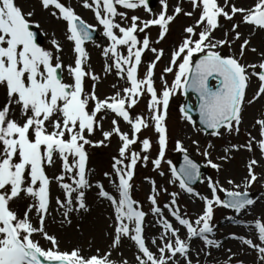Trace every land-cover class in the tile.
Returning a JSON list of instances; mask_svg holds the SVG:
<instances>
[{
	"label": "snow or ice",
	"instance_id": "6c2138e0",
	"mask_svg": "<svg viewBox=\"0 0 264 264\" xmlns=\"http://www.w3.org/2000/svg\"><path fill=\"white\" fill-rule=\"evenodd\" d=\"M39 3L43 10H51V17L66 22V39L73 43L74 57L72 63L65 65L61 58L62 45L56 39L51 40L53 50L38 45L37 33L32 30L30 20L34 10L25 12L17 0H0V88L5 95L4 102L0 103V264H129L122 256L119 260L111 259L112 253L119 250L125 238L133 242L137 249L136 264H193L192 241L199 239L204 246L197 252L196 264H200V252L211 256L206 249L222 246L221 241L209 238L217 228L215 209H231L240 214L258 203L259 198H251L247 189L259 179L255 172L259 161L250 159L247 163L244 191H240V185L230 178L226 183L233 186L231 190L219 180L208 177L210 196H201L191 187L197 180L204 182L200 165L189 158L183 141H175V151L184 154V163L179 170L170 160H165L169 140L166 123L169 102L178 92H194L199 100L200 124L204 129L211 130L212 137L240 133L245 108L264 99V52L259 53L258 62H244L246 51L257 52L255 47H250V37L257 30L264 32V0H255L254 5L248 8L238 7L229 0H224L223 5L218 0H190L192 11H184L177 5L171 15L168 14V0H160L162 8L158 15L149 20L132 16L127 26H122V22L129 18L126 13L117 11V5L124 9L142 6L151 12L149 0H83L82 6L94 12L96 21L102 26L103 36L109 41L102 54L111 60V64H107L104 71L110 72L114 68L116 75L126 78L128 84L104 99L97 96L95 84L90 91L85 90L86 78L94 82L99 80L90 68L85 70L90 57L84 44L92 39L94 26L86 23L73 7L66 6L62 0H39ZM197 10L198 18L183 29L185 35L171 52L169 65L163 69V73H173V80L169 84L162 75L161 88L157 89L154 70L164 50L152 45L165 38L170 23L177 16L183 13L192 17ZM237 15L241 20L231 23L229 28L220 22L221 18L232 22ZM117 16L121 22H116ZM241 24L251 26L249 38L242 39L243 34L238 31ZM150 26L159 27L158 39L153 42L147 35L138 39L137 33H143ZM35 27L38 29L39 24ZM217 30L222 31L220 37L215 35ZM237 41H241L238 50L223 51L225 48L232 49ZM121 48L127 50L126 55ZM146 51L154 53L155 59L147 65L141 78L139 67ZM65 70L71 83L64 82ZM254 78L258 81V88L249 98L247 90ZM210 80H215L216 84L212 85ZM144 95L149 97L148 116L133 115L130 110ZM190 110L180 109L183 119L195 126L188 114ZM109 113L114 114L112 128L104 131L101 121ZM118 119L130 126V134L121 131ZM255 123L259 126L260 139L256 141L249 134L245 144H232L225 148L224 155L217 158L221 163L211 159L212 143H208L202 152L198 141L193 140L192 144L196 146L197 154L205 157L207 166L219 173L224 164L233 159L232 151H253V141L264 157V113ZM149 127L157 134V157L151 160L154 168L160 169L162 162L167 163L172 176L179 182V188L203 201L202 209L193 219L186 212L181 214L178 193H169L171 200L163 206L172 217L169 220L159 206L156 183L151 181L152 194L148 197L152 206L150 211L160 217L163 229L161 243L158 244L156 239L151 241L156 246V252L150 250L144 236L148 214L131 194V181L137 163L143 161L147 164L153 147L150 138L141 140L139 136L142 130ZM97 128H100L103 139L94 143L88 137ZM113 135L120 140L119 158L113 157L112 164L118 183L116 180L112 182L118 195L110 193L99 181L93 185L86 171L88 153L85 145L104 146ZM138 142L140 150L133 151ZM69 157L72 158L71 163ZM57 158L61 162L60 174L49 177L45 166L51 167ZM159 174L163 176L164 172ZM104 175L110 177L111 174ZM66 178L71 183L65 182ZM53 180L62 190L63 198L55 197L57 211L62 210V226L72 224V213L89 211L86 190L92 187L97 189L98 198L109 203L113 209L109 225L112 229L109 233L110 251L101 254L97 249L94 254L86 256L81 254L80 248L60 250L57 237L49 234L45 227L51 214ZM219 193H223L226 199ZM21 199L31 201L22 213L12 207L15 201ZM252 226L256 229L259 243L235 233L228 238L240 240L255 250L259 264H264V218H255ZM182 229L185 230L183 238ZM37 235L48 241L50 247L41 246L34 238ZM225 264H233L232 256ZM235 264H244V261L238 260Z\"/></svg>",
	"mask_w": 264,
	"mask_h": 264
},
{
	"label": "rangeland",
	"instance_id": "374dc122",
	"mask_svg": "<svg viewBox=\"0 0 264 264\" xmlns=\"http://www.w3.org/2000/svg\"><path fill=\"white\" fill-rule=\"evenodd\" d=\"M66 6H71L75 9L76 13L88 24L94 26L98 36L93 41H87L84 44L86 51L89 54L90 59L85 64V70L89 68L94 72L98 77V81H92L89 78L85 79V90L90 91L92 86L95 84V92L100 99L113 96L117 91L128 86L125 79H121L116 75V71L113 68L110 72H105L104 68L107 64H111L110 59H106L102 54V49L108 46L109 41L106 37L103 36L102 26L98 24L95 19L94 12L91 9L84 8L82 6L83 0H62ZM230 3H235L238 7H251L254 5L255 0H229ZM17 3L20 4L25 12L35 11V14L30 18L33 26L38 23L39 28L36 29L40 33L42 40L39 46L53 50L51 44L52 39H56L60 42L63 48L61 53V58L65 65L72 63L74 53L72 51L73 43L66 39V22L55 19L51 17L49 11H45L41 8L39 0H17ZM218 3L223 5L224 0H218ZM179 5L184 9V11H192L190 0H168V14H173V9L175 6ZM160 0H153V5L150 7L151 12L146 11L142 6L137 7L136 9H124L117 5L118 12L126 13V16L129 18L122 22V26H127L130 23V18L132 16L140 17L141 20H149L154 18L155 15H158L161 11ZM198 10L193 13L192 17H187L181 13L176 19L170 23L169 31L166 34L165 38L158 44L154 43L152 46L157 49H163L164 55L160 61L156 62L155 67V84L157 89L161 88V76L171 83L174 76L173 73H163V69L169 65L171 52L176 49V47L181 43L183 38L184 31L183 29L192 25L195 20L198 18ZM116 22H121V18L117 16ZM241 20L240 15L234 17L232 22H228L221 18L220 22L224 25L225 28H229L231 23L239 22ZM243 35V38H249V33L252 31L251 26L241 24L238 29ZM159 27L150 26L145 29L143 33L138 32V39H142L145 35L149 36L151 41H156L158 39ZM217 37L222 35L221 30L215 32ZM251 45L250 47H255L257 52L246 51L244 55V62L256 63L259 61V53L264 52V32L256 31L255 35L250 37ZM241 41H237L233 44L232 49L225 48L223 51L229 53L234 50H238L239 44ZM125 55L127 50L125 48L120 49ZM155 59V54L151 51H146L142 57V64L139 67V76L142 78L146 72L147 65ZM175 71V68H174ZM64 82L71 83L72 80L69 77L67 71L63 72ZM212 85L215 84V80H211ZM258 88V81L254 78L252 80L251 86L247 90V95L249 98L254 94ZM149 97L144 95L138 100L137 105L131 109L133 115L143 114L145 117L148 116L147 103ZM183 95L182 92H178L170 98L169 115L167 114V127H168V143L176 141L177 139L183 141L185 147L188 149V154L192 156L196 161L201 163L206 172L202 175L201 179L204 182H199L195 186H191L195 192L199 193L201 196H210V189L207 187V178L211 177L213 180H219L221 184L231 190L233 186L226 183L227 179H232L236 184L240 185V191H244L245 177L247 176L246 165L250 159H256L259 161L258 166L255 167V172L259 179L255 184L252 185L249 191L251 198L257 199L259 195L264 194V157L261 156L259 152L258 145L253 141V151L249 152L247 150L241 149L239 151H232L231 159L227 164H224L222 170L217 173L216 170L207 166V161L203 155L197 154L196 146L192 144V141H198L200 144L201 152L207 146L208 143H212L214 148L211 150V159L216 163H221L219 156L224 155V149L230 147L232 144L240 145L245 144L248 140L249 134L251 137H254L256 141L260 139L259 137V126L256 125L255 121L261 118V114L264 113V99L257 101L256 103L247 106L243 113V122L240 125L239 134H225L222 137H212L210 134L204 135L199 127L196 125H190L187 121L183 119L181 112H173V105L177 103H182ZM5 100V95L3 88H0V103H3ZM192 105H194L195 100L193 97L190 98ZM114 118V114L109 113L107 118L101 121V126L104 131H108L112 128L111 120ZM119 126L121 131L131 133L130 126L125 123L122 119H118ZM140 139L150 138L153 141V147L149 155V161L145 164L143 161H138L135 168V174L131 181L132 183V197L142 206V210L145 211L148 215L145 217V226H144V236L148 247L153 252H156V246L151 243L152 239H156L157 243H161L160 237L163 232V229L159 223L160 217L151 213V204L148 199L151 195V181H155L157 186V199L159 206L163 209V206L166 203H169L171 197L169 193L176 192L178 193L177 201L180 206L181 214L185 212L188 214L189 218H195L196 214L200 212L203 207V201L199 197H194L182 189L179 188V182L171 174V169L167 163L161 164L160 169H155L151 163L152 159L157 157L158 145L156 144L157 134L154 129L149 127L148 129L142 130L139 134ZM94 143L103 139L102 132L100 128H97L94 134L88 137ZM120 146L119 137L113 135L111 140L105 142L104 146H91L85 145V149L88 153V160L86 164V171L90 182L95 185L97 181L103 183L105 189L112 194H116L115 187L113 185V180H116L112 164L114 163L113 157L119 158L118 148ZM170 147V146H169ZM133 151H139L140 145L139 142L133 146ZM168 150V149H167ZM174 152L166 151L165 160H170L172 165L175 166L177 163L178 154ZM72 162V158L69 157V163ZM46 173L49 177L54 175H59L61 171V162L57 158L54 165L51 167L45 166ZM144 169L143 171H141ZM163 171L164 175L161 176L159 173ZM105 173L111 174L110 177H105ZM65 182L71 183L70 179L65 180ZM118 183V180H116ZM164 189H167L165 192ZM97 189L92 187L91 189L86 190V202L89 206V211L87 213H72V224L61 225L60 221L62 219L60 211H57V206L55 204V197L62 196V190L59 188L58 184L53 180L51 185V206H50V216L46 219L45 227L46 231L49 234L55 235L59 242V247L61 251H71L73 248H80L82 255H91L96 252L97 249L100 250V253L103 254L106 251H110V236L109 233L112 232V229L109 225L112 223L113 209L109 206L107 201H102L96 195ZM223 197V193H219ZM30 200L21 199L17 200L12 204V207L15 208L18 212L22 213L26 204L30 203ZM164 217L172 220V217L168 213L167 209H163ZM226 217H236L237 222L233 223L231 220L226 219ZM255 218H264V196L258 199V203L253 206L248 211L236 214L231 209L216 208L215 209V223L217 228H223L222 234L211 235L212 238L217 239L222 242V246L219 249L210 248L205 251H211L214 253L216 259L223 260L224 263L228 260L229 256H232L233 264L238 260H243L244 264H259L257 259V253L255 250L250 249L247 245L242 244L240 240L229 239L228 236L232 233L242 236L246 239H252L254 243H259L256 229L252 226ZM33 223H36L35 218H33ZM79 226V227H78ZM175 226V222H174ZM183 233L185 230H181ZM35 239L39 240L41 246L44 248L50 247L48 241L42 239L40 236H35ZM203 242L199 239H194L192 241V254L191 258L193 264H196V254L203 248ZM229 249L231 251L229 252ZM235 254V255H233ZM137 255V249L135 248L133 242L125 238L122 242L121 247L118 251L112 253L111 259L119 260L122 256L123 259L129 261V264H136L135 256ZM201 256H206L204 252H200ZM199 262L202 264V261Z\"/></svg>",
	"mask_w": 264,
	"mask_h": 264
},
{
	"label": "bare ground",
	"instance_id": "6f19581e",
	"mask_svg": "<svg viewBox=\"0 0 264 264\" xmlns=\"http://www.w3.org/2000/svg\"><path fill=\"white\" fill-rule=\"evenodd\" d=\"M262 197V195H259V198ZM233 219L231 220V222L235 223L237 222V218L236 217H232ZM215 234H224L223 233V228L219 227L215 229ZM181 237H184V233L181 231ZM209 238H212V236H209ZM193 251V250H192ZM191 251V254H192ZM211 252V251H210ZM197 257V254H196ZM199 257L201 258L200 260L202 261V264H225L223 260L220 259H216L215 255L213 252H211V256H201L199 255Z\"/></svg>",
	"mask_w": 264,
	"mask_h": 264
},
{
	"label": "water",
	"instance_id": "95a60500",
	"mask_svg": "<svg viewBox=\"0 0 264 264\" xmlns=\"http://www.w3.org/2000/svg\"><path fill=\"white\" fill-rule=\"evenodd\" d=\"M34 31V29H32ZM95 36V33L93 32L92 33V38ZM37 42H39V36L37 35ZM192 93L191 91H189L187 94H185V104H184V108H190V105H189V102H188V98H189V94ZM196 94V93H195ZM196 97H197V94H196ZM197 100H198V97H197ZM198 105H199V100H198ZM199 113V107L197 106V108L193 109V110H190L189 113ZM191 113V114H192ZM198 121L200 123V117L198 118ZM202 126V125H201ZM184 163V154L181 156V165ZM202 167H200V171H202Z\"/></svg>",
	"mask_w": 264,
	"mask_h": 264
}]
</instances>
